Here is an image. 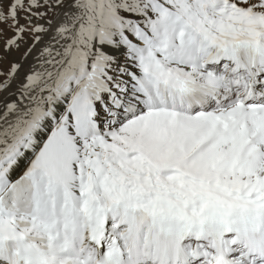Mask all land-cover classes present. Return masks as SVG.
I'll return each instance as SVG.
<instances>
[{
    "label": "snow or ice",
    "instance_id": "1",
    "mask_svg": "<svg viewBox=\"0 0 264 264\" xmlns=\"http://www.w3.org/2000/svg\"><path fill=\"white\" fill-rule=\"evenodd\" d=\"M6 60L0 264H264V0H0Z\"/></svg>",
    "mask_w": 264,
    "mask_h": 264
},
{
    "label": "rangeland",
    "instance_id": "2",
    "mask_svg": "<svg viewBox=\"0 0 264 264\" xmlns=\"http://www.w3.org/2000/svg\"><path fill=\"white\" fill-rule=\"evenodd\" d=\"M22 51H23V48L21 49V52ZM20 56H21V53L13 52V53L9 54L8 60H17V61H19L20 60ZM25 65H27V64L25 63ZM7 66H8V63H7V60H6L2 65H0V71H3L4 69H6Z\"/></svg>",
    "mask_w": 264,
    "mask_h": 264
},
{
    "label": "bare ground",
    "instance_id": "3",
    "mask_svg": "<svg viewBox=\"0 0 264 264\" xmlns=\"http://www.w3.org/2000/svg\"><path fill=\"white\" fill-rule=\"evenodd\" d=\"M37 54H38V52L34 53L33 55H37ZM33 62H34V61H32L31 58H30V59H29V62L26 63L27 65L24 64L23 69H22V71H21V73H20V77L22 76L23 72L26 71V70L28 69V67L30 66V64L33 63ZM1 70H2V69H1ZM20 77H18V79H19ZM14 87H15V85H14Z\"/></svg>",
    "mask_w": 264,
    "mask_h": 264
}]
</instances>
